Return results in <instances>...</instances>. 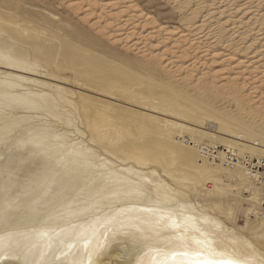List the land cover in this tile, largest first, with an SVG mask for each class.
I'll list each match as a JSON object with an SVG mask.
<instances>
[{
	"label": "rangeland",
	"instance_id": "rangeland-1",
	"mask_svg": "<svg viewBox=\"0 0 264 264\" xmlns=\"http://www.w3.org/2000/svg\"><path fill=\"white\" fill-rule=\"evenodd\" d=\"M180 8L174 0H0V227L25 219L35 230L6 227L0 240L31 237L58 249L54 235L114 216L116 198L90 204L100 170L67 162L75 144L71 154L88 152L83 161L97 154L92 160L133 167L174 204L224 225H210L218 242H261L264 221L251 218L258 204L247 200L261 193L254 182L190 147L264 158V75L254 65L230 70L220 53L203 65L183 59L162 33L146 37L155 24L186 33L192 12ZM126 251L120 245L121 261Z\"/></svg>",
	"mask_w": 264,
	"mask_h": 264
},
{
	"label": "bare ground",
	"instance_id": "bare-ground-1",
	"mask_svg": "<svg viewBox=\"0 0 264 264\" xmlns=\"http://www.w3.org/2000/svg\"><path fill=\"white\" fill-rule=\"evenodd\" d=\"M174 3L181 7L180 9L182 12L189 10V6H191L190 4L196 5L195 8L189 10V12H192V15L187 22V32L178 33L177 30L172 29L165 31L159 28L154 22L156 31L148 34L150 36L146 35L148 39L149 37H156L162 33L163 41H173L174 43L169 50L180 53L183 59L199 57V60H201L199 62L203 65V63H212V61L220 56L217 55L220 53L221 58L223 61L227 62V66L230 67V70H236L239 68H248L249 70V68L254 65V71H256V73L259 71V73L264 75V0H174ZM131 7L132 4L129 3L128 8L130 9ZM121 14L122 13H120V15ZM253 15H255V18H253ZM141 16V13H137L136 15V17ZM136 17L134 19H136ZM128 19L126 20V25L129 24V26H131V22H129L131 18L129 17ZM205 26H207L206 31L204 30ZM209 56H214V59L211 60L210 58L209 60ZM183 66L186 67V65ZM179 68L180 70L182 69L181 67ZM189 69L190 68L188 67V70ZM245 73V71H242L238 74L244 75ZM204 75L205 77L213 76L206 73L203 74V76ZM232 80L233 79H231L230 82ZM260 82L264 83L263 80ZM187 109L189 110L188 107ZM178 127L180 128V131L184 130L183 125L179 124ZM182 133L179 135L182 136ZM236 138L241 139L240 137ZM253 146L259 147L260 144L255 142ZM190 148L199 150L198 145L191 146ZM261 149L264 150V147H261ZM74 150L75 144H73L68 151L70 155L67 162L79 164L81 165V168L86 169V171L89 172H93L94 170H100L101 172V181H98L96 185L89 189V197L94 199V202L90 204L95 205L101 201L105 202L108 197L116 198L109 208L114 209V216L120 214L121 210H123V214L119 215V219L124 222L125 227L120 229L118 224L110 223L109 221L113 216L105 219L101 224H98L97 222L83 223L78 227L69 228L64 233L54 235V240L58 243V249H52L49 245L45 247L35 246L37 242H48L45 240L38 241L31 237H27L23 241L19 239L10 240V236H7L8 238H1L2 240H0L1 263L88 264L89 257H91L93 264H96L100 259H105V264H111L113 261L123 264V261L120 260V255L117 254L118 251H113L115 247L114 241L123 238L122 235L117 236L115 234L116 230L119 229L122 234L125 231L131 230L128 227L129 225L134 226L141 224L145 220L153 219L148 213L139 211L142 208H154L162 210L165 213H173L175 218L180 221H183L185 216H193L200 220L202 231L213 232L210 225L204 222V218H207L206 216L200 217L197 215L200 212L196 211L194 208L189 209L182 204H174L175 198L170 191H167L163 184L152 183V181L141 171L133 167L118 166L115 163L106 161L107 159H100L98 161L92 160L100 157L97 154H92L90 159L83 161L82 159L86 158L88 152L75 151V153L71 154L70 151ZM199 152L202 157L208 159L204 153L201 151ZM219 159H222L221 153L219 154L218 160ZM218 162L224 164L221 160ZM243 174H245L243 177L245 181L249 180L253 182L246 173ZM107 179L108 182H106ZM135 179L140 182H137ZM148 184L152 187V189H150L151 191H149ZM253 184L257 187L255 190L258 189L261 193L255 192V196L248 195L247 200L254 201L255 204H258L256 208L250 212L251 218L258 221L261 220L259 215L260 206L263 200V189L257 184ZM137 189L143 191L145 195L134 196L126 194ZM248 189L250 190V188ZM251 189L253 190L252 187ZM36 203L35 199L34 204ZM88 208L89 207L86 206L78 211L84 212ZM129 209H131V211H128ZM36 212L37 211H33V213ZM78 215L80 214L78 213ZM5 224V227H0V230L10 226H16L19 227V233L20 231H23L24 233L35 231L34 228H31V230L26 228L25 219L13 223L6 221ZM111 227L114 228L111 229ZM6 229L7 230L4 233L8 232L10 235L11 231H9L8 228ZM181 234H183L189 242H192L193 237L197 236L196 233H190L187 230L183 233L177 231L175 236ZM46 237L48 239L51 235ZM169 237H173L172 230L165 229L163 239H168ZM197 238L199 237L197 236ZM85 245H87V247H85ZM161 246L163 247V245ZM192 246L195 247V244L192 243ZM78 247L79 249L77 250ZM214 247L218 252H223L228 256L239 259H244L250 256L259 258L264 255V240L257 243L251 241H246L244 243L233 241L218 242L214 236ZM148 254L149 250L145 248L139 256L146 257ZM52 256L54 257L51 258ZM20 257H22V260H20Z\"/></svg>",
	"mask_w": 264,
	"mask_h": 264
},
{
	"label": "snow or ice",
	"instance_id": "snow-or-ice-1",
	"mask_svg": "<svg viewBox=\"0 0 264 264\" xmlns=\"http://www.w3.org/2000/svg\"><path fill=\"white\" fill-rule=\"evenodd\" d=\"M12 103L14 102L10 101L9 106ZM126 194L145 195L139 189ZM139 211L148 213L153 219L145 220L138 225H129L131 230L122 234L119 229L115 233L117 236L122 235L123 238L114 241L113 251H119L120 245L127 249L126 252L121 253L125 256L123 264H264V255L259 258L250 256L239 259L218 252L214 247V233L202 231L200 220L193 216H185L183 221H180L175 218L173 213H165L154 208H142ZM120 214H123V210ZM120 214L113 216L109 222L118 224L119 228L122 229L125 224L119 219ZM261 220H264V216H261ZM204 222L218 232L225 231L224 225L215 220L204 218ZM165 229L172 230L174 239L173 237L163 239ZM185 230L196 233L199 238L194 236L192 242H189L183 234L175 236L177 231L183 233ZM260 231L262 233L261 239L264 240V226L261 227ZM192 243L195 244V247L192 246ZM145 248L149 250V254L146 257H140L139 254ZM88 264H93L91 257H89ZM96 264H105V259L98 260ZM111 264H119V262L113 261Z\"/></svg>",
	"mask_w": 264,
	"mask_h": 264
},
{
	"label": "built area",
	"instance_id": "built-area-1",
	"mask_svg": "<svg viewBox=\"0 0 264 264\" xmlns=\"http://www.w3.org/2000/svg\"><path fill=\"white\" fill-rule=\"evenodd\" d=\"M198 148L212 161H218L221 153L223 162L228 167L241 166L245 170L251 180L263 189V200L259 216H264V158L241 156L237 150L225 147L198 146Z\"/></svg>",
	"mask_w": 264,
	"mask_h": 264
}]
</instances>
